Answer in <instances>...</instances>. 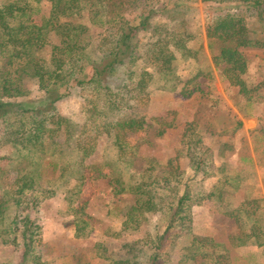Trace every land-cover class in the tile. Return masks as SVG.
Segmentation results:
<instances>
[{
    "label": "trees",
    "instance_id": "trees-1",
    "mask_svg": "<svg viewBox=\"0 0 264 264\" xmlns=\"http://www.w3.org/2000/svg\"><path fill=\"white\" fill-rule=\"evenodd\" d=\"M29 1L0 4V149H8L0 155V240L20 250L19 264H48L39 251L42 226L34 215L58 193L74 215L77 236L92 232L88 201H80L88 170L106 183L122 220L115 238L125 241L117 254L105 259L110 260L108 264H158L165 240L190 233L193 207L212 199L226 217L242 222L246 215L253 221L249 232L231 236L234 246L263 247L262 199L245 189L239 174L230 176L226 164L216 168L213 150L195 124L187 125L177 156L164 165L157 159H140L139 147L129 141L131 134L146 132L157 121L148 118L147 112L152 85L170 92L181 85L179 94L186 99L197 89L188 90L191 84L211 75L201 68L184 79L177 74L175 52L182 60H196L199 52L189 46L194 36L185 29L187 12L192 9L174 5L167 10L166 5L150 10L136 25L126 12L147 0H34L50 4L49 15L36 24L32 20L35 8ZM202 2L221 7L207 20L215 68L239 89V95L249 103L256 101L262 85L247 77L245 50L264 52V0ZM250 19L256 24L250 26ZM147 25L152 36L141 45L136 34ZM92 26L104 29L98 45L90 33ZM84 63L91 73L80 80L77 75ZM31 83L43 96L19 101L31 95ZM71 85L91 99L85 114L66 117L57 112L56 105L67 97L60 90ZM172 126L159 123L156 135L163 136ZM241 126L237 122L233 130ZM258 133L264 141V130ZM60 134H64L62 140ZM104 135L108 138L105 162L88 165ZM181 158L188 159L190 172L181 169ZM105 167L110 168L109 174L102 172ZM162 169L164 173L157 176ZM9 173L15 178L5 188ZM212 178L215 185L205 190L203 183ZM230 188L233 194H228ZM152 220L151 231L137 239L127 237ZM208 241L223 247L212 238L193 236L190 248L199 246L207 257L211 253L204 246ZM225 251L224 256L215 251L211 255L227 259Z\"/></svg>",
    "mask_w": 264,
    "mask_h": 264
},
{
    "label": "rangeland",
    "instance_id": "rangeland-1",
    "mask_svg": "<svg viewBox=\"0 0 264 264\" xmlns=\"http://www.w3.org/2000/svg\"><path fill=\"white\" fill-rule=\"evenodd\" d=\"M4 1L7 0H0V4ZM29 2L35 8L33 22L41 24L43 18L49 15L50 4L45 1L36 3L30 0ZM166 5L167 10L174 5H180L193 11L187 12L189 17H186L185 29L194 36L189 46L199 52L196 60H182L180 54L175 52L179 59L177 74L184 79L189 77L191 72L195 73L201 68L209 70L211 75H203L191 84L188 90L197 89L190 98L186 99L179 94L181 85L174 92L160 90L156 85H152L150 88L152 99L147 112L148 118L157 121H153L152 128L146 132L131 134L129 141L139 147L140 159H157L164 165L169 159L177 156L182 147L184 129L188 124L193 123L204 134V143L213 150L216 168L226 164L228 174L230 176L239 174L244 178L245 189L258 197V193L262 194V191H259L257 183L260 182V178L264 181V141L258 133L260 129L264 130V52L245 50L249 60L247 77L255 78L253 80L262 85L255 97L256 101L249 103L247 99L239 95L237 87L231 86L221 76V72L215 68L212 61L207 39V20L221 8L219 5L211 2L203 3L202 0H147L143 4L131 6L126 12V17L131 23L137 25L150 10H158ZM222 7L228 6L222 5ZM247 22L250 26L256 24L255 19ZM255 26L258 28V25ZM90 30L95 44L98 45L104 29L92 26ZM151 36V29L147 25L138 30L136 41L141 45L146 44ZM90 73L89 64L84 63L77 76L80 80H85ZM29 87L32 91L31 95L19 101L28 102L43 96L35 83H31ZM60 92L67 97L57 103V112L66 117L85 114L87 103L91 99L90 95L73 85L61 89ZM158 122L173 126L167 130L166 134L158 137L156 135ZM237 122H241L242 126L235 131L233 129L237 127ZM245 125L249 126L248 131L245 130ZM2 129L0 125V134ZM63 138L64 134H60L59 139ZM107 147L108 138L104 135L99 139L97 151L87 164L102 165L106 159ZM7 152V148L0 149V155H5ZM219 154L222 156L219 157ZM180 166L181 169L190 172L188 159L181 158ZM257 168L262 171L260 177L257 176ZM102 172L109 174L110 168L105 167ZM163 173L164 169L156 175L161 176ZM14 178V173L7 175L5 188H9ZM215 181L214 178L206 180L203 183L205 190H211ZM232 188L229 189L228 194H233L234 188ZM108 192L106 183L98 180L94 171L88 170L80 201H88L87 210L93 217V221L92 232L83 237L77 236L75 218L73 213L69 212V204L64 200L63 194L58 193L56 197L50 198L42 205L40 212L34 216L40 220L42 226L39 251L43 261L48 264L110 263V260L105 259L111 253L117 254L118 248L125 239L115 238V232L118 233L121 229L122 220L116 215V205L113 204L112 196ZM1 195L0 191V198ZM262 201L264 208V199ZM260 213L258 212L256 217L260 216ZM241 220L242 222H236L226 217L213 199L203 201L192 209V231L188 234H180L175 240H165L158 264H264V246L238 247L231 243V236L240 232H249L252 226L253 221L246 215L242 216ZM262 221L264 224V219ZM153 225H155L154 220L143 226L140 231L126 236L131 240L137 239L146 231H151ZM193 236L212 238L222 243L221 248L214 247L209 241L204 246L208 245L209 251L211 253L215 251L219 256H224L227 249V259L222 257L218 259L211 253L205 257L202 253L204 250L199 246L190 248ZM21 256L20 250L11 245H4L0 240V264H19Z\"/></svg>",
    "mask_w": 264,
    "mask_h": 264
},
{
    "label": "crops",
    "instance_id": "crops-1",
    "mask_svg": "<svg viewBox=\"0 0 264 264\" xmlns=\"http://www.w3.org/2000/svg\"><path fill=\"white\" fill-rule=\"evenodd\" d=\"M248 127H249V126L246 127V125H245V130H246V131H248V129H249ZM246 128H247V129H246ZM252 129H253V128H252ZM261 173H262L261 169H260V168H257V176H258V177L261 176ZM257 179H258V178H257ZM259 180H260V182L257 180V181H258L257 186H258V188H259V191H262V194H261V192H259V193H258V195H259L258 197L261 198V199H264V181H263L261 178H260Z\"/></svg>",
    "mask_w": 264,
    "mask_h": 264
}]
</instances>
